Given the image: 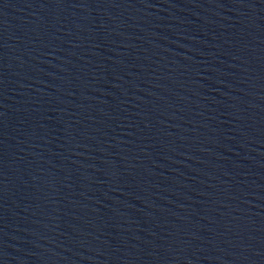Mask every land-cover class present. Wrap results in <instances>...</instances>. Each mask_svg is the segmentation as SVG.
Masks as SVG:
<instances>
[{
  "label": "water",
  "instance_id": "1",
  "mask_svg": "<svg viewBox=\"0 0 264 264\" xmlns=\"http://www.w3.org/2000/svg\"><path fill=\"white\" fill-rule=\"evenodd\" d=\"M0 264H25L0 133Z\"/></svg>",
  "mask_w": 264,
  "mask_h": 264
}]
</instances>
